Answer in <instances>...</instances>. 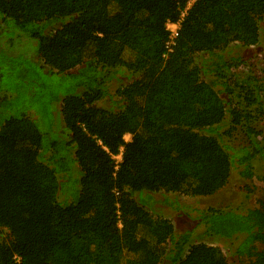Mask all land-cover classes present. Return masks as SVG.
I'll return each mask as SVG.
<instances>
[{"label": "trees", "instance_id": "trees-1", "mask_svg": "<svg viewBox=\"0 0 264 264\" xmlns=\"http://www.w3.org/2000/svg\"><path fill=\"white\" fill-rule=\"evenodd\" d=\"M188 1L0 0V264H229L199 234L264 264V202L178 199L215 195L234 169L249 181L264 157V76L232 50L259 43L264 0H196L167 52ZM53 75L73 91L41 83Z\"/></svg>", "mask_w": 264, "mask_h": 264}, {"label": "rangeland", "instance_id": "rangeland-1", "mask_svg": "<svg viewBox=\"0 0 264 264\" xmlns=\"http://www.w3.org/2000/svg\"><path fill=\"white\" fill-rule=\"evenodd\" d=\"M259 34H260L259 43L256 46L250 48H241L239 44L235 43V45L232 46L234 47L232 50H233V55L235 54L237 56L242 57L243 60H246V62L249 64L250 70L255 72L257 75L264 76V24L259 25ZM200 59L201 58L199 55H195L193 57V61L196 64H199L201 62ZM37 71L40 72L38 69ZM238 73L243 74L244 72L240 70ZM8 80H9L8 77H5L4 81L8 82ZM124 82L125 83L127 82L126 79H124ZM41 83H43L47 87L50 86V88H52V91L54 93L57 91H63V92L73 91V83L71 81L64 82L62 76L53 75L49 79L43 78ZM118 84L119 83L116 81L111 83V85H109V88H107V91L110 94L113 93L115 88L118 86ZM40 90H42V86L37 85L35 87V93L33 94L36 96L35 97L32 96V98H34V102L37 101L36 100L38 99L37 94H39L38 92ZM262 97L264 102V94ZM44 100H46L45 97L40 98L41 102ZM45 102H47L46 107L50 108V104L48 103L49 100L47 99V101ZM99 104L103 107L106 106V104H102V103ZM37 105H40V102H38ZM256 127L257 129L264 131V119L259 121L256 124ZM221 130L226 131L227 130L226 126H224ZM125 139L128 140L130 138L129 136H127L125 137ZM226 141L233 146L244 144L242 137L239 134L236 135L235 133H233L230 136H226ZM253 170H254L253 171L254 177L248 181V180H242V178L237 173L238 170L234 169L226 186L223 187L219 192H217L215 195L211 197L190 198L186 196H179L178 199L182 205H187L194 210L196 208L197 210L200 209L202 210L208 207L218 208V207H223L225 205H230L231 207L236 208L240 211L245 210L247 208L256 207L259 205L261 201L264 202V157L261 159L257 158L253 162ZM166 214H170V213L166 210ZM194 215L195 214L192 213V216ZM173 223L177 227L178 231L185 230L187 228H192L195 225L192 220L186 219L185 217L174 219ZM199 236L201 237L200 238H195V236L192 237L191 241L193 243L202 242L207 245L217 247L224 254L229 264H236L234 262L236 261V259H234L229 254L228 249L220 243L218 237H216L215 235H205V234H199ZM6 238H7L6 231L3 230L2 232H0V240L3 239L5 240Z\"/></svg>", "mask_w": 264, "mask_h": 264}, {"label": "built area", "instance_id": "built-area-1", "mask_svg": "<svg viewBox=\"0 0 264 264\" xmlns=\"http://www.w3.org/2000/svg\"><path fill=\"white\" fill-rule=\"evenodd\" d=\"M196 0H189L185 6L179 11V15L178 18L175 22H168L166 24V28L169 31V40L166 44V49L167 52H171V47L174 44V39L176 38L177 35V31L180 28L181 22L183 21V19L185 18V16L187 15L188 10L191 8L192 4L195 2ZM165 55H163V57H165ZM125 137V136H124ZM124 140L126 141V139L124 138ZM119 159H118V158ZM114 161H115V170L117 169V165L118 163L121 161V153H119L118 155L113 157ZM14 260L17 264H19V257L15 256Z\"/></svg>", "mask_w": 264, "mask_h": 264}, {"label": "crops", "instance_id": "crops-1", "mask_svg": "<svg viewBox=\"0 0 264 264\" xmlns=\"http://www.w3.org/2000/svg\"><path fill=\"white\" fill-rule=\"evenodd\" d=\"M127 136H129V138H130V135H125V137H127ZM125 137H124V138H125ZM129 140H130V139H128V140L126 139V141H129Z\"/></svg>", "mask_w": 264, "mask_h": 264}]
</instances>
